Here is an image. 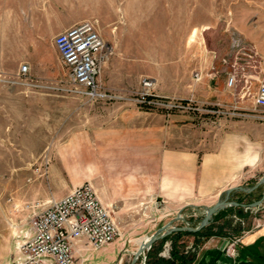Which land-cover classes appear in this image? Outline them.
<instances>
[{
	"label": "crops",
	"instance_id": "0c3cea01",
	"mask_svg": "<svg viewBox=\"0 0 264 264\" xmlns=\"http://www.w3.org/2000/svg\"><path fill=\"white\" fill-rule=\"evenodd\" d=\"M136 3L137 0L118 1L122 25L117 27L116 44L124 58L117 61L112 78L103 70L104 86L114 90L132 87L138 77L147 75L154 77L160 95L191 98L197 106L206 108H243L244 92L237 86L236 74L228 61L221 59L219 46L206 40V22L182 13L158 23L161 28L156 33L157 45L171 48V62L159 67L147 63L154 57L149 52L153 37L143 28L146 22L129 19L139 9L148 13L153 8L149 5L137 8ZM42 25L23 23L24 28L18 34L31 39L10 52L0 48V116L13 115L19 121L11 125L5 121L0 130L19 133L22 141H30L40 149L84 146V181L94 187L98 199L110 212L119 220L122 213H132L130 219L134 213H157L150 220L154 229L135 236L136 245L184 206L218 197L231 186H250L262 175L254 178L264 139L258 134V127L244 120L248 118L195 111L165 113L106 101L82 104L79 98L63 95L67 99L64 106L59 97L51 96L55 93H23L19 87L2 81L13 76L20 63H26L35 78L49 80L60 75L59 54L50 36L72 25L67 21L48 31L41 30ZM162 27L165 29L161 30ZM103 40L111 46L104 37ZM125 57L133 62H125ZM160 57L159 53L157 58ZM6 59L8 64L3 62ZM194 73L198 74L197 79ZM230 75L234 82L229 86L226 81ZM74 185L65 182L62 192L65 194ZM261 191L258 186L249 193L235 192L232 199L249 203L258 199ZM240 208V212L252 213L255 220L264 205ZM236 225L234 231L211 234L200 238L202 241L194 239L197 250L188 264H264V222L255 220L250 228ZM122 236L123 233L119 238ZM232 236L239 238L238 251L236 257L229 259L222 251L225 241ZM169 240L166 238L163 243ZM15 256L16 251L13 264ZM93 257L94 254L85 260L91 261ZM95 257L105 260L109 255L100 252Z\"/></svg>",
	"mask_w": 264,
	"mask_h": 264
},
{
	"label": "rangeland",
	"instance_id": "374dc122",
	"mask_svg": "<svg viewBox=\"0 0 264 264\" xmlns=\"http://www.w3.org/2000/svg\"><path fill=\"white\" fill-rule=\"evenodd\" d=\"M118 1L0 0V48L10 52L22 48L24 43L31 39V37L18 34V30L24 28L23 23L25 22H41L43 24L41 30L44 31L46 28L48 31L67 21L73 25L85 19H95L99 35L111 43L113 50L103 68L101 67L100 78L103 77V70L107 77L112 78L117 69V61L124 58L116 44L117 27L122 25V16L117 9ZM137 2V8L140 5H149L153 8L148 13L139 9L136 14L129 15L130 20L145 21L146 24L143 28L147 29L153 37L149 52L154 58L147 60V63L151 62L159 67H164L171 62V48L167 45H162V47L157 45L156 38L158 36L156 33L161 28L158 23L162 22L165 17L186 13L191 19L206 22L205 29L208 33L206 40L211 45L219 46L221 59H226L230 69L235 72V81L244 92L243 99L246 101L242 107H251L250 103L253 100L251 96L259 86L258 84L264 81V0H137ZM92 7L96 11L89 12L88 10ZM163 29L165 27H162L161 30ZM51 37L53 38V35L50 36V39H52ZM159 53L161 57L157 58ZM124 60L129 63L133 62L127 57ZM3 62L9 63L7 59ZM65 74L66 70L62 66L60 75L49 80L64 79ZM141 76L132 87L110 90L123 93L127 97L137 87ZM147 77L154 79L152 76ZM51 96L59 97L61 104L67 105V99L63 95L51 94ZM111 103L126 104L131 107L140 106L130 100ZM244 120L251 121L258 127L256 128L258 134L264 139V121ZM5 121L10 125L19 122L13 115L0 116V128L3 127ZM191 135L194 136L193 133ZM19 137V133L9 132L8 134L0 130V264H13L15 241L21 239V233L26 230L27 220L34 205L43 203L50 197H58L64 193L62 190L65 182L70 181L78 185L84 181L86 174L84 162L86 149L84 146L40 149L35 148L32 142L22 141ZM261 152L260 164L258 169H255L254 178L261 175L264 169V142L261 143ZM43 155L48 161L46 165L43 164ZM55 193L58 195L56 196ZM218 197L205 198L199 203L184 206L180 211L183 220H176L174 224L197 225L203 215V207L214 204ZM131 214L122 213L119 220L116 214L111 212L119 226L120 234L123 233L121 239L118 237L115 241L103 245L94 252L93 250H84L75 253L76 264H79L81 256L90 257L92 254L94 257L91 261L84 260L81 264H103L104 262L105 264H127L133 251L135 252L140 243L138 240L136 245L134 237L151 232L154 227L150 220L157 215V213H134L130 219ZM215 215V223H210L205 233L215 234L216 231L230 230L228 219L232 221V215L241 218L243 223L240 226L244 228H250L255 220L259 223L264 222V210L259 211L255 220L252 219V213L247 211L238 214L229 207ZM166 219L167 217L164 220ZM194 239L191 235H183L177 244L182 245L183 250H187L188 254L193 253L195 252L193 248H196L195 243H197V240L194 241ZM198 241L202 240L198 239ZM169 247V242L162 244L161 254L164 255L161 256L167 255ZM100 252L107 253L109 258L102 260L95 257Z\"/></svg>",
	"mask_w": 264,
	"mask_h": 264
},
{
	"label": "built area",
	"instance_id": "2783aa9c",
	"mask_svg": "<svg viewBox=\"0 0 264 264\" xmlns=\"http://www.w3.org/2000/svg\"><path fill=\"white\" fill-rule=\"evenodd\" d=\"M95 20H83L63 29L53 36L52 45L58 52L60 65L66 70L64 79L41 80L33 77L26 63H20L16 73L2 81L20 88L23 93H55L81 99V103L95 101L117 102L130 100L140 107L163 111L199 112L235 118L264 121V81L255 89L251 107L206 108L197 106L191 98L179 99L160 95L155 89V80L141 76L131 93L124 95L112 91L102 82L101 67L113 53L96 28ZM194 78L198 74L194 73ZM234 82L228 76L226 84ZM44 165L48 163L42 156ZM264 202L260 205L263 206ZM232 221L240 223L241 218L232 215ZM120 236L119 226L107 206L100 202L94 187L88 182L72 186L65 194L50 197L35 204L27 220V228L16 240L15 264H76L75 253L84 250L93 252ZM237 236L229 237L223 246V255L236 257ZM197 250L195 247L193 248ZM194 253V252H193ZM164 255V254H161ZM79 264L86 256H81Z\"/></svg>",
	"mask_w": 264,
	"mask_h": 264
},
{
	"label": "water",
	"instance_id": "95a60500",
	"mask_svg": "<svg viewBox=\"0 0 264 264\" xmlns=\"http://www.w3.org/2000/svg\"><path fill=\"white\" fill-rule=\"evenodd\" d=\"M258 186L262 187L261 196H259L258 199L249 202V203H240L236 199H232L234 197L235 192H243V193H249L251 191H254L255 188ZM264 201V169L262 171V175L258 178L257 182L250 186H241V185H235L228 187L227 189H224L220 196L216 199L214 204L210 206H204L203 209V215L201 217V220H199L197 225L194 226H187V224L182 225H175L174 221L176 220H183V216L181 215L180 211L177 212V214L172 217L170 220H168L164 225L161 227L156 228L151 234L148 236H145V241L140 243L136 249L135 252L133 251V255L130 259V261L127 264H136L137 261H139L138 264H143L145 260V254L148 252V249L157 240L165 238V236L169 235L170 233L175 232H197L206 225H209L212 223L213 217L215 214H217L219 211H222L223 209L228 207H258L262 202Z\"/></svg>",
	"mask_w": 264,
	"mask_h": 264
},
{
	"label": "trees",
	"instance_id": "16d2710c",
	"mask_svg": "<svg viewBox=\"0 0 264 264\" xmlns=\"http://www.w3.org/2000/svg\"><path fill=\"white\" fill-rule=\"evenodd\" d=\"M231 210H234L236 213L241 214V208L240 207H229ZM216 216V215H215ZM215 216L212 220L215 221ZM229 220V221H228ZM228 227L230 230L237 225H233L232 221L228 219ZM210 225V224H209ZM209 225H206L202 229H200L197 232H173L170 233L169 235L165 236V238L160 239L158 241H155L152 243L150 248L148 249V252L145 254V260L143 264H188L192 259H193V253H189L185 249L183 250L182 245H178L177 242L181 239L182 235H192L195 236V239H200V238H206L210 236L211 234L214 233H205L206 228H208ZM223 229V227H222ZM221 230V229H220ZM222 230L216 231L215 234L221 233ZM214 234V235H215ZM169 238V249H168V255L167 256H161L162 252V244L163 240ZM196 241V240H195ZM180 242V241H179Z\"/></svg>",
	"mask_w": 264,
	"mask_h": 264
},
{
	"label": "bare ground",
	"instance_id": "6f19581e",
	"mask_svg": "<svg viewBox=\"0 0 264 264\" xmlns=\"http://www.w3.org/2000/svg\"><path fill=\"white\" fill-rule=\"evenodd\" d=\"M143 241H145V238H143L142 241H141L140 243H142ZM140 243H139V244H140Z\"/></svg>",
	"mask_w": 264,
	"mask_h": 264
}]
</instances>
